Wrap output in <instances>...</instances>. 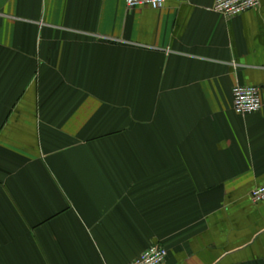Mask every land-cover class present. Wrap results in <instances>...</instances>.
Instances as JSON below:
<instances>
[{"label": "crops", "instance_id": "0c3cea01", "mask_svg": "<svg viewBox=\"0 0 264 264\" xmlns=\"http://www.w3.org/2000/svg\"><path fill=\"white\" fill-rule=\"evenodd\" d=\"M214 3L0 0V264H264V0Z\"/></svg>", "mask_w": 264, "mask_h": 264}, {"label": "built area", "instance_id": "2783aa9c", "mask_svg": "<svg viewBox=\"0 0 264 264\" xmlns=\"http://www.w3.org/2000/svg\"><path fill=\"white\" fill-rule=\"evenodd\" d=\"M128 8L149 6L160 8L170 0H125ZM185 2L187 0H176ZM261 0H215L213 9L226 17L239 15L250 9L258 8ZM262 107L261 89L257 85L236 84L233 87V108L236 113L245 115L257 112ZM254 202L264 200V184L251 191ZM168 256V250L160 244H152L137 258L128 264H163Z\"/></svg>", "mask_w": 264, "mask_h": 264}, {"label": "rangeland", "instance_id": "374dc122", "mask_svg": "<svg viewBox=\"0 0 264 264\" xmlns=\"http://www.w3.org/2000/svg\"><path fill=\"white\" fill-rule=\"evenodd\" d=\"M157 244H159V243H157ZM161 245V244H160Z\"/></svg>", "mask_w": 264, "mask_h": 264}]
</instances>
